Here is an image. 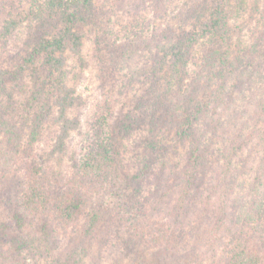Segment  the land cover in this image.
<instances>
[{"label":"rangeland","instance_id":"obj_1","mask_svg":"<svg viewBox=\"0 0 264 264\" xmlns=\"http://www.w3.org/2000/svg\"><path fill=\"white\" fill-rule=\"evenodd\" d=\"M38 1L40 4L47 2L0 0V17L10 16L18 22L9 35H0V67L17 71V76L12 75L14 79L9 83L17 121L25 136L20 162L30 154L37 155L66 190L75 180L69 156L77 154L80 143L104 115L115 134H118L116 131L122 123L127 127V133L122 127L121 151L132 174L140 170L158 172L162 169L164 180L169 179L177 167L182 168L186 163L189 147L173 129H170L172 132L169 130V110L165 102L159 100L153 108L157 103L153 99L155 87L165 82L155 67L159 50L155 44L148 48L144 43L148 40L156 42L157 37L162 36L160 32L164 26L170 34H181L184 30L188 32L185 35L199 33L209 19L211 9L221 0H165L166 14L163 16L154 10L156 2L153 0L97 1L88 12V18L77 24L76 30L83 35V45L79 53L68 51L65 67L68 83L83 99L82 106L72 114L80 118L81 124L72 133L68 154L51 159L46 157V153L59 132L55 122V95L51 96L50 114L45 115L39 140L32 142L30 134L39 113L46 112L44 103L53 89L54 75L42 57L30 60V54L39 36H46L47 31L56 32L55 26L60 28L62 25L59 15L53 11L46 9L44 13H38ZM229 4L231 57L237 70L229 80L231 97L227 106L222 108L220 135L205 129L204 124L209 125L212 121L209 114L204 115V123L200 125L201 137L207 142L211 160L200 188L202 193L210 194L217 166L224 161L219 149H230L233 142L241 139L236 135L244 136L242 150L234 159L235 173L231 178L228 210L234 220L240 218V226L246 231L251 225L247 218L250 215L255 216L256 222L264 220V113L260 108L261 100H264V45L260 46L264 5L261 0H229ZM70 9L75 10L71 6ZM138 44L139 50L131 47ZM206 46L202 44L201 47ZM196 68V71L204 69L200 85L210 93L217 87L214 77L210 78L204 64ZM186 75L185 86L190 87L193 71ZM191 93L194 95L191 90L187 96ZM200 94V98L207 99L208 95L203 91ZM158 140L162 141L160 145ZM162 143L166 144L165 147H161ZM12 181L14 184L15 179ZM150 187L151 184L137 197L134 209L122 207L119 212L103 209V213H100V206L105 196L85 187L83 192L89 195L85 215L78 224L60 229L58 238L66 247L72 242L77 244L89 221L99 214L95 238L89 243L90 254L85 264H221L222 256L203 257L197 231L191 230V226L183 228L175 223L165 202L159 201L158 207L154 206L157 197L150 193ZM3 204L6 215L3 221L9 225L14 201L6 200ZM199 205L205 209L202 203ZM192 206L189 215L196 230L210 225L217 215V211L210 209L205 217L196 220L194 214L201 207ZM35 223L31 232L34 236L38 230V235H41L40 224ZM2 233L7 235L6 238H20L15 231L3 229ZM21 259L25 264H54L51 257L42 258L31 247L26 249Z\"/></svg>","mask_w":264,"mask_h":264},{"label":"trees","instance_id":"obj_2","mask_svg":"<svg viewBox=\"0 0 264 264\" xmlns=\"http://www.w3.org/2000/svg\"><path fill=\"white\" fill-rule=\"evenodd\" d=\"M97 1L99 0H47L45 3H37L38 13H44L46 9L51 10L59 15L62 25L60 28L55 26L56 32L47 31L46 36H39L30 54V60L42 57L44 64L54 75L53 89L46 96L44 103L47 106L46 112L39 113L30 134L32 142L39 140L45 115L50 114L51 96L55 95V122L59 132L51 149L46 153L48 159L68 154L72 133L81 124L80 118L72 114L82 106L83 99L77 89L68 83L65 67L68 51L79 53L83 45V35L76 30L77 24L88 18V12L94 8ZM153 1L156 2V13L159 16L166 14L165 0ZM261 1L264 5V0ZM70 6L75 10L72 11ZM229 14V0H221L215 3L209 19L207 18L199 33L185 35L188 32L184 30L185 34H170L164 26L160 32L162 36H158L156 42L148 40L144 43L148 48L155 44L159 50L155 67L165 82L164 85L155 87L153 99H156L157 103L153 108H156L159 100L165 102L169 110V130L173 129L175 135L189 147L186 163L182 168L177 167L176 173L166 180L162 169L158 172L152 169L140 170L134 174L130 172V164H127L121 151V135L127 131V127L122 123L124 132L120 127L119 131L115 130L118 134H115L114 128L112 129L104 115L94 124L87 134L88 137L80 143L77 154L69 156L75 180L66 190L37 155L30 154L20 162L25 136L17 121L13 106L14 95L9 83L14 79L12 75L17 76V71L0 67V264H25L21 256L29 247L42 258L51 257L54 264H85V259L90 254L89 243L95 238L94 231L98 227L99 214L89 221L77 244L72 242L66 247L58 238L60 229H68L78 224L85 215L89 195L84 194L83 189L86 187L105 196V201L100 206V213H103V209H134L137 207V197L150 184V193L157 197L153 202L156 203L154 206L158 205L159 201L165 202L168 214L175 223L183 228L191 226V230L197 231L201 241L199 250L203 257L222 256L221 264H264V220L259 219L257 223L255 216L250 215L247 218L251 225L245 231V228L240 226V218L234 220L228 210L230 191L232 192L231 178L235 173L234 159L242 150V140L246 139L244 136L236 135L241 139L233 142L230 149H219L224 161L221 166H217V175L210 194L202 193L200 188L206 169L211 164L207 142L201 137L200 125L204 123V115L209 114L212 121L209 125L204 124L205 129L220 135L223 128L222 108L227 106L231 97L229 80L237 70L231 57ZM186 23L184 22V25H187ZM17 24L13 17H0V35H9ZM260 40V46L264 45V30L260 34ZM202 44L207 46L201 47ZM131 47H137L139 50L140 45ZM202 64L205 65L210 78L214 77L217 85L210 93L205 87L201 89L204 69L196 71V67ZM190 71H193V75L190 87H186L184 79ZM175 85L178 88H175L177 93L173 89ZM191 90L194 95L191 93L187 96ZM200 90L209 97L205 100L200 98ZM260 108L264 113V100H261ZM262 135L264 137V133ZM161 142L158 140L159 145ZM165 145L162 143L161 147ZM213 197L216 199L212 200ZM6 200L14 201V206L11 207L12 222H9V225L3 221V216H6L3 212V202ZM218 201L220 204L216 205ZM192 205L201 207L200 211L194 214L196 220L198 217H205L206 211L210 209L217 211V215L210 225L198 227L196 230L189 215L191 207H194ZM35 222L40 224L41 235H38V230L34 236L31 232ZM3 229L8 232L15 231L20 234V238H6L7 235L2 233ZM256 234L260 238H257Z\"/></svg>","mask_w":264,"mask_h":264}]
</instances>
